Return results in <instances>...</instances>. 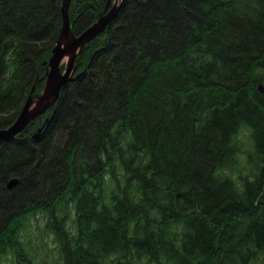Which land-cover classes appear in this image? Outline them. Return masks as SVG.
Returning <instances> with one entry per match:
<instances>
[{
	"label": "trees",
	"instance_id": "16d2710c",
	"mask_svg": "<svg viewBox=\"0 0 264 264\" xmlns=\"http://www.w3.org/2000/svg\"><path fill=\"white\" fill-rule=\"evenodd\" d=\"M106 3L71 0L74 34ZM60 5L0 0V129L47 71ZM76 65L0 144V254L33 264V218L63 264H264V0H126Z\"/></svg>",
	"mask_w": 264,
	"mask_h": 264
},
{
	"label": "water",
	"instance_id": "95a60500",
	"mask_svg": "<svg viewBox=\"0 0 264 264\" xmlns=\"http://www.w3.org/2000/svg\"><path fill=\"white\" fill-rule=\"evenodd\" d=\"M125 2L126 0H107L96 21L80 34H74L69 17L71 0H61L62 24L58 38L51 50L47 71L44 76L36 78L15 120L8 127L0 129V144H7L15 140L32 121L55 106L66 84L74 81L79 76V74H75L77 70L76 59L83 48L102 34L111 22L118 17ZM39 83H43V88L41 92L35 93L36 85ZM258 90L264 97V85L259 84ZM45 124L38 129L36 135L41 132ZM18 183V178H12L7 181L6 187L7 189H13Z\"/></svg>",
	"mask_w": 264,
	"mask_h": 264
},
{
	"label": "rangeland",
	"instance_id": "374dc122",
	"mask_svg": "<svg viewBox=\"0 0 264 264\" xmlns=\"http://www.w3.org/2000/svg\"><path fill=\"white\" fill-rule=\"evenodd\" d=\"M37 219L38 226L41 229L44 228V225L46 224L44 216L39 215L37 216ZM30 221L31 226L28 227L27 225L25 232L21 234V238H25L23 239V241L27 242L31 236L33 237V242L31 243L30 247H32V249L34 247V250L32 251L33 254L35 252H38L36 253L35 257H33V254L29 252V256L32 258L33 264H63L61 261L60 254L57 251L53 250L47 252L46 249L42 248V239L40 240L37 237L35 238V236H37V228L34 226V219L31 218ZM53 240V235L48 233L46 235V241L50 244L52 249L56 246V243ZM0 264H17V261L11 253H8L6 256L0 254Z\"/></svg>",
	"mask_w": 264,
	"mask_h": 264
},
{
	"label": "bare ground",
	"instance_id": "6f19581e",
	"mask_svg": "<svg viewBox=\"0 0 264 264\" xmlns=\"http://www.w3.org/2000/svg\"><path fill=\"white\" fill-rule=\"evenodd\" d=\"M244 5V4H243ZM70 8V7H69ZM101 8H102V6H101ZM241 8V7H240ZM103 9V8H102ZM101 9V10H102ZM237 9H238V7H237ZM242 9V8H241ZM97 12V11H96ZM93 18H95V20H96V16L95 17H93ZM96 39V38H95ZM91 43V42H90ZM98 45V44H97ZM94 47V46H93ZM99 47V46H98ZM101 48V47H100ZM92 49V48H91ZM197 66V65H196ZM261 93V92H260ZM201 123V122H200ZM110 152H111V150H110ZM109 154V153H108ZM102 162V161H101ZM55 211H57V210H55ZM47 213V212H46ZM43 214H44V212H43ZM190 214V213H189ZM45 215V214H44ZM186 215V214H185ZM50 218V217H49ZM163 229V228H162ZM165 230V229H164ZM152 232V231H151ZM156 233V232H155ZM130 234H132V233H130ZM154 234V233H153ZM135 236V235H134ZM155 237H156V235H155ZM167 237V236H166ZM158 239V238H157ZM170 239V238H169ZM168 239V240H169ZM190 239V238H189ZM173 240V239H172ZM165 241H166V239H165ZM160 244V243H159ZM249 244V246H250V243H248ZM142 246V245H141ZM246 246V245H245ZM132 249V248H131ZM160 249V248H159ZM247 249V248H246ZM147 250H149V249H147ZM146 250V251H147ZM161 250V249H160ZM124 253V252H123ZM148 253V252H147ZM160 255V254H159ZM102 256V255H101ZM125 256V255H124ZM95 257V256H94ZM104 257V256H103ZM119 257V256H118ZM129 257V256H128ZM152 257V256H151ZM157 257H158V255H157ZM122 258V257H121ZM96 260V259H95ZM248 260V259H247ZM97 261V260H96ZM124 262V261H123Z\"/></svg>",
	"mask_w": 264,
	"mask_h": 264
}]
</instances>
